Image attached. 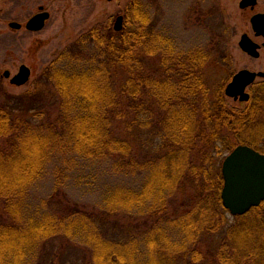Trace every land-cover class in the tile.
<instances>
[{"label":"trees","instance_id":"16d2710c","mask_svg":"<svg viewBox=\"0 0 264 264\" xmlns=\"http://www.w3.org/2000/svg\"><path fill=\"white\" fill-rule=\"evenodd\" d=\"M124 16L122 31L98 24L60 52L30 91L0 77V264H264V203L231 221L221 198L225 157L264 154V80L231 105L230 28L185 49L146 0ZM77 158L131 180L96 211L34 204L47 165L61 160L60 177Z\"/></svg>","mask_w":264,"mask_h":264},{"label":"rangeland","instance_id":"374dc122","mask_svg":"<svg viewBox=\"0 0 264 264\" xmlns=\"http://www.w3.org/2000/svg\"><path fill=\"white\" fill-rule=\"evenodd\" d=\"M127 2L128 0L111 3L107 0H76L69 7L60 4L59 11L56 10L53 20L45 30L34 35L21 31L10 32L9 37L5 35L10 30L8 25L0 24V77L6 70L11 71L14 76L21 65H27L32 70L31 81L22 87L13 86L9 79L1 78L6 89L13 94L32 90L43 70L60 52L73 46L82 35L96 25L107 22L114 24L118 14L125 13ZM146 2L151 6L156 24L166 28L178 40L180 47L185 49L206 46L214 33L224 34L227 29L234 27L242 30L241 19L233 5L228 7L226 12L224 9L220 12L213 2L206 8L204 6L207 4L203 5L201 0H146ZM206 10L218 15L209 18L203 13ZM237 43V39L230 42L235 71L246 68L249 61L248 56L239 51ZM263 61L264 58L254 62ZM220 74L226 77L227 73L223 71ZM263 80L259 78L257 82ZM228 101L235 106L245 105L230 98ZM47 166L43 177L30 190L34 204L40 203L38 200L51 197L58 205L72 202L78 203L83 209L96 211L100 209L104 195L111 187L121 186L131 180L114 173L112 164L108 161L77 158L70 169H66L60 177L55 172L58 166H62L61 160L55 159ZM229 219L234 220L230 214Z\"/></svg>","mask_w":264,"mask_h":264},{"label":"water","instance_id":"95a60500","mask_svg":"<svg viewBox=\"0 0 264 264\" xmlns=\"http://www.w3.org/2000/svg\"><path fill=\"white\" fill-rule=\"evenodd\" d=\"M110 1V0H109ZM47 16L39 15L30 21L28 29L41 31L45 26ZM12 27H20L13 24ZM124 28V17L119 16L114 24L116 32ZM248 39L241 41V46L247 54L258 57L260 52H251ZM32 70L27 65H21L17 74L12 76L6 70L3 77L17 87L29 83ZM258 77L264 73H257L247 69L237 72L226 85L225 95L235 101L247 102L250 99L248 89ZM224 187L221 198L223 206L232 216H243L253 208L264 203V154L248 145H239L229 153L222 164Z\"/></svg>","mask_w":264,"mask_h":264},{"label":"flooded vegetation","instance_id":"af4514ba","mask_svg":"<svg viewBox=\"0 0 264 264\" xmlns=\"http://www.w3.org/2000/svg\"><path fill=\"white\" fill-rule=\"evenodd\" d=\"M107 1L111 3L117 0ZM201 1L203 5L207 4V6H204L206 8H208V6L213 2V4H215V7H217L220 12H222L223 9L226 12L228 7L232 5L237 8V12L242 22V30L239 31L236 27L231 28V40L235 41L237 39V46L239 48V51L245 53L248 51L243 49V47L241 46V41L245 37L246 39H248V41H250L249 47L251 49V52H260V55L258 57H254L245 53L248 56L249 61L247 67L243 69H247L257 73H264V61L261 63L254 62L260 61L264 58V0ZM75 2L76 0H0V24L8 25V28L10 30L9 32L5 33V35L8 36L10 35V32L16 33L21 31H23L25 34H39L43 32V30H45L48 24L53 20L56 10L59 11L60 9V4H62V6L64 7H69ZM129 2L130 0H128L127 5ZM39 15L48 17L45 20L44 28L41 31L29 30L27 27L28 24L31 20ZM120 15L123 14H118V16ZM13 24L19 25L20 27H12ZM111 26L114 28V24L112 22ZM234 75H232V78ZM261 78L264 79V77Z\"/></svg>","mask_w":264,"mask_h":264},{"label":"bare ground","instance_id":"6f19581e","mask_svg":"<svg viewBox=\"0 0 264 264\" xmlns=\"http://www.w3.org/2000/svg\"><path fill=\"white\" fill-rule=\"evenodd\" d=\"M115 31V30H114ZM116 32V31H115ZM227 85V84H226ZM225 88H226V86H225ZM240 102V101H239ZM241 103H243V102H241Z\"/></svg>","mask_w":264,"mask_h":264}]
</instances>
